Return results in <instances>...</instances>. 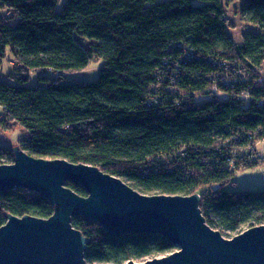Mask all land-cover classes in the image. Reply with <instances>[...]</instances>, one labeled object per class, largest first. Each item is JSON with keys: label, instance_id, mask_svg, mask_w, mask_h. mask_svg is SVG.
<instances>
[{"label": "trees", "instance_id": "16d2710c", "mask_svg": "<svg viewBox=\"0 0 264 264\" xmlns=\"http://www.w3.org/2000/svg\"><path fill=\"white\" fill-rule=\"evenodd\" d=\"M58 2L0 0V63L8 47L17 62L0 79V126L25 129L19 144L32 155L98 165L143 193H200L208 223L227 237L263 224L264 187L239 188L236 173L261 160L264 0H241L252 28L239 40L226 0ZM96 58L97 80L67 81ZM13 160L0 146V163ZM53 212L36 191H0V226L8 213ZM73 225L90 238L88 264L177 248L161 235L115 236L81 215Z\"/></svg>", "mask_w": 264, "mask_h": 264}, {"label": "water", "instance_id": "95a60500", "mask_svg": "<svg viewBox=\"0 0 264 264\" xmlns=\"http://www.w3.org/2000/svg\"><path fill=\"white\" fill-rule=\"evenodd\" d=\"M14 160L0 163V191L28 189L50 200L49 217L7 214L0 226V264H88L90 238L75 216L99 223L115 236L155 234L177 249L125 264H264V223L233 237L210 225L201 194H146L98 165L47 158L14 145ZM82 185V195L67 182Z\"/></svg>", "mask_w": 264, "mask_h": 264}, {"label": "rangeland", "instance_id": "374dc122", "mask_svg": "<svg viewBox=\"0 0 264 264\" xmlns=\"http://www.w3.org/2000/svg\"><path fill=\"white\" fill-rule=\"evenodd\" d=\"M65 0H59L58 8L62 7V4ZM240 2L241 0H226V9L229 15V18L232 22L231 35L235 40H239L244 31L252 28V24L245 22L240 14ZM5 10L0 9V15L4 14ZM80 40V39H79ZM86 45L89 43L87 40H82ZM104 61L102 58H96L92 61L90 66L86 69L70 71L66 73L67 81H94L99 77V71ZM17 65L16 60L14 59L11 49L8 47L6 56L4 57L2 63H0V79L8 78V73L14 70ZM264 69V66H263ZM37 79L35 72L32 74V82ZM209 97V96H208ZM2 106L0 105V117L2 115ZM26 137V130L21 127H13L4 129L0 126V146H10L19 144L20 140ZM258 150L261 156H264V139L260 140L257 144ZM260 164L255 167L241 169L236 173V180L238 181L239 188L243 189H260L264 187V157L261 158ZM250 227L244 226V230ZM243 230V231H244ZM233 237V236H232ZM175 248L172 251H168L163 254L156 256L148 257L147 259L154 257H161L168 255L171 252L175 251ZM146 259V260H147ZM135 260V259H134ZM137 262H142L145 260H135ZM94 264H113L106 262H96Z\"/></svg>", "mask_w": 264, "mask_h": 264}, {"label": "built area", "instance_id": "2783aa9c", "mask_svg": "<svg viewBox=\"0 0 264 264\" xmlns=\"http://www.w3.org/2000/svg\"><path fill=\"white\" fill-rule=\"evenodd\" d=\"M264 156H261V158H263ZM260 161H262V160H260Z\"/></svg>", "mask_w": 264, "mask_h": 264}]
</instances>
